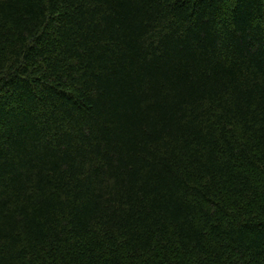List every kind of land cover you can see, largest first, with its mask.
<instances>
[{"label": "trees", "instance_id": "trees-1", "mask_svg": "<svg viewBox=\"0 0 264 264\" xmlns=\"http://www.w3.org/2000/svg\"><path fill=\"white\" fill-rule=\"evenodd\" d=\"M0 264H264V0H0Z\"/></svg>", "mask_w": 264, "mask_h": 264}]
</instances>
